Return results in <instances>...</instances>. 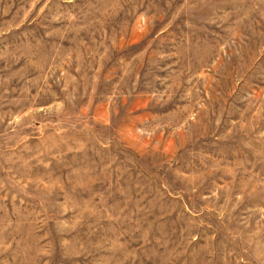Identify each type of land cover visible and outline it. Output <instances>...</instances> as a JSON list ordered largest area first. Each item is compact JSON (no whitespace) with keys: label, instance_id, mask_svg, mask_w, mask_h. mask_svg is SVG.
Wrapping results in <instances>:
<instances>
[{"label":"rangeland","instance_id":"374dc122","mask_svg":"<svg viewBox=\"0 0 264 264\" xmlns=\"http://www.w3.org/2000/svg\"><path fill=\"white\" fill-rule=\"evenodd\" d=\"M0 264H264V0H0Z\"/></svg>","mask_w":264,"mask_h":264}]
</instances>
